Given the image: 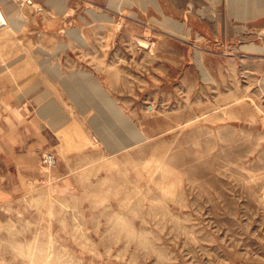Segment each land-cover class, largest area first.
<instances>
[{
    "label": "rangeland",
    "instance_id": "1",
    "mask_svg": "<svg viewBox=\"0 0 264 264\" xmlns=\"http://www.w3.org/2000/svg\"><path fill=\"white\" fill-rule=\"evenodd\" d=\"M259 4L0 0V264H264ZM56 69L98 79L124 117L113 147L93 126L111 105L81 113ZM42 78L92 146L29 173L6 137Z\"/></svg>",
    "mask_w": 264,
    "mask_h": 264
},
{
    "label": "crops",
    "instance_id": "2",
    "mask_svg": "<svg viewBox=\"0 0 264 264\" xmlns=\"http://www.w3.org/2000/svg\"><path fill=\"white\" fill-rule=\"evenodd\" d=\"M56 70L58 71V69ZM23 74L27 73L23 72ZM54 75L59 76L57 77L58 81L64 85L65 90L70 92L74 102L80 104V112L83 114L89 112L90 106L83 108L82 104H91L92 101L100 102L108 99L103 87L100 86L98 79L93 76L92 72L67 75L58 71ZM33 80L26 79L22 83H25L26 86L28 85V89H31L29 87L32 86V89L42 91L37 96L39 103H37L34 115L27 118L26 121L21 119L19 121V129L12 130L13 132H11L10 136L6 137L10 139V158L16 163L20 171L29 173L37 170L40 155L46 150L56 149L61 154H68L79 152L92 146L90 128L85 126L82 121L68 114L67 108L59 98L60 94H56L50 85H46L45 79L42 78V81ZM79 85L83 86V92L88 91L93 86L100 87V90L99 88L98 90H92L91 94L87 95L83 92L77 93L75 89ZM23 89H26V87ZM79 99H82L81 101L84 103H79ZM19 113L21 115V112ZM88 120L90 122V119ZM69 127L72 130L67 133L69 132ZM64 130L67 131V135L62 132ZM64 134L65 136H63ZM68 134L71 136H68ZM82 137L84 138L83 143ZM2 138L3 136H1ZM16 146L18 149H15Z\"/></svg>",
    "mask_w": 264,
    "mask_h": 264
},
{
    "label": "bare ground",
    "instance_id": "3",
    "mask_svg": "<svg viewBox=\"0 0 264 264\" xmlns=\"http://www.w3.org/2000/svg\"><path fill=\"white\" fill-rule=\"evenodd\" d=\"M257 2H258V0H257ZM55 3H56V1H55ZM255 9H258L259 11H260V9H263L264 8V0H260V4L259 5H256L255 7H254ZM243 10H244V8H242ZM51 71H52V69H50ZM54 72V71H53ZM55 72L56 73H58L56 70H55ZM54 72V73H55ZM91 82V81H90ZM35 84V83H34ZM29 88H31L32 89V87H29ZM99 88V90H100V87H98ZM98 88H97V86H93L92 88H90L88 91H84L83 92V86H80L79 85V87L77 88L76 87V92L77 93H84V94H91V92H92V90H98ZM28 89V88H27ZM31 89H28V90H31ZM99 97V96H98ZM82 100V99H81ZM80 99H79V103H84L83 101H81ZM87 100V99H86ZM106 104V105H111V108H113V109H111V114L108 116V117H106L107 115H108V113H104V112H102V114H100V116H97L99 119H102L103 121H106L105 119H108L109 120V125L106 127L105 126V122L104 123H101V124H98V119H96V123L93 125V126H95V130L97 131V132H100L101 134H102V136L105 138V139H107V140H109V142H110V144L112 145V147H113V145H115V143H114V141H115V133H116V131L118 130V128L119 127H117V122H116V120L117 119H119V120H121L122 122H124V117H123V115L121 114V113H119V111H115L114 110V107H112V106H114L113 104H114V102H111V101H109L108 99L107 100H105L104 99V101H100V102H98V101H92L91 102V104H87V103H85V104H82V107L83 108H86V107H88V106H90V105H93V106H95L96 108H100L101 107V105L102 104ZM78 105H80V104H78ZM103 111V110H102ZM98 114V113H97ZM93 121V120H92ZM101 122V121H100ZM103 124V125H102ZM126 132H129L132 136L134 135V137H137L138 138V133H137V131L136 130H132V128L131 127H127V131ZM102 138V137H101ZM121 141V140H120ZM121 143V142H120ZM122 145V144H121ZM111 148V147H110ZM116 148V147H115ZM114 148V149H115Z\"/></svg>",
    "mask_w": 264,
    "mask_h": 264
},
{
    "label": "built area",
    "instance_id": "4",
    "mask_svg": "<svg viewBox=\"0 0 264 264\" xmlns=\"http://www.w3.org/2000/svg\"><path fill=\"white\" fill-rule=\"evenodd\" d=\"M1 15V13H0ZM7 25V22L3 19V17L0 20V27H4ZM46 162L48 163L49 166H53L56 164V161L54 159V157L52 156V154H48L46 157Z\"/></svg>",
    "mask_w": 264,
    "mask_h": 264
}]
</instances>
